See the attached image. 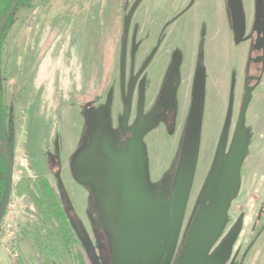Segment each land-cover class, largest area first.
Wrapping results in <instances>:
<instances>
[{
	"label": "rangeland",
	"instance_id": "1",
	"mask_svg": "<svg viewBox=\"0 0 264 264\" xmlns=\"http://www.w3.org/2000/svg\"><path fill=\"white\" fill-rule=\"evenodd\" d=\"M0 97V264H74L40 176L86 264H264V0H26Z\"/></svg>",
	"mask_w": 264,
	"mask_h": 264
},
{
	"label": "trees",
	"instance_id": "2",
	"mask_svg": "<svg viewBox=\"0 0 264 264\" xmlns=\"http://www.w3.org/2000/svg\"><path fill=\"white\" fill-rule=\"evenodd\" d=\"M26 0H0V22L4 20L10 11L15 7V11L13 15L10 17L8 25L12 22L14 18V14L23 5ZM5 29V31H6ZM3 33V36L5 34ZM3 36L0 40H3ZM25 91H23L24 93ZM0 105H1V131H0V174H4L5 176V187L7 182V173L8 168L11 166V161L7 156L6 152V138H5V113L3 110V105L1 103L0 97ZM37 187H33L32 189L29 188L28 192L32 196L33 201L38 205L40 209L43 210L45 215L49 220L55 219L58 223V227L55 230L56 236L59 238L60 242L63 245L66 253L70 255V258L74 264H86V258L80 248L79 242L69 224V221L64 213L56 193L53 187L50 185L48 180L40 176L37 179ZM5 191V188H4ZM4 195V193H3ZM3 198V197H2ZM2 201V200H1ZM43 238V239H42ZM41 241L43 242L42 253L45 256V264H63L61 256L58 254L55 248H52L49 241L46 237L42 236Z\"/></svg>",
	"mask_w": 264,
	"mask_h": 264
},
{
	"label": "water",
	"instance_id": "3",
	"mask_svg": "<svg viewBox=\"0 0 264 264\" xmlns=\"http://www.w3.org/2000/svg\"><path fill=\"white\" fill-rule=\"evenodd\" d=\"M14 11H15V7H13V9L10 11L8 16L0 22V40L3 36V33H4L7 25H8L10 17L13 15ZM0 131H1V105H0ZM11 190H12V168L10 166L8 168L7 182H6L4 195H3L2 201L0 203V224L2 222V219L4 217V214L7 210L8 204H9Z\"/></svg>",
	"mask_w": 264,
	"mask_h": 264
}]
</instances>
